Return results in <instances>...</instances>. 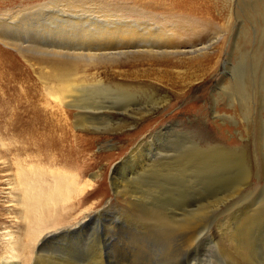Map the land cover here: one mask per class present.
Masks as SVG:
<instances>
[{"label":"rangeland","instance_id":"rangeland-1","mask_svg":"<svg viewBox=\"0 0 264 264\" xmlns=\"http://www.w3.org/2000/svg\"><path fill=\"white\" fill-rule=\"evenodd\" d=\"M46 1L0 0V14ZM100 1L195 28L179 40L180 51L117 59L154 92L124 123L116 114L78 128L57 122L36 109L47 96L46 61L0 52V140L49 156V136L65 132L70 147L56 143L52 159H72L69 168L82 178L99 173L81 207L94 219L58 249L78 264H264V0ZM137 149L149 167L122 162ZM6 187L0 179V232L14 224Z\"/></svg>","mask_w":264,"mask_h":264},{"label":"bare ground","instance_id":"bare-ground-1","mask_svg":"<svg viewBox=\"0 0 264 264\" xmlns=\"http://www.w3.org/2000/svg\"><path fill=\"white\" fill-rule=\"evenodd\" d=\"M122 8L100 0H50L0 14V44L7 48L3 51L0 47V52L12 54L7 51L12 49L20 54H38L50 69L48 80L45 77L47 96L40 99L41 106L36 109L45 115L56 114L57 122L78 128L95 125L96 120L115 121L116 115L122 122L134 121L126 113L154 98V92L142 84L145 75L131 71L132 64L119 63L117 59L134 52L180 51L179 40L192 36L194 24L179 22L183 19H151L150 12L141 8H123L129 12ZM197 10L194 8V12ZM80 67L83 72H79ZM101 67L105 71L89 76L88 70ZM111 68L114 72L108 73ZM31 109L30 105L24 112L31 113ZM48 119L39 117V122H49ZM63 129L67 131L66 126ZM64 135L65 132L62 136H49V143L44 146L49 156L24 155L25 152L11 150L7 142L0 140V172L4 173L0 179L7 185L6 203L12 207L9 206L14 223L5 225L0 232V264L79 262L73 259L79 257H73L72 252L67 256L58 246L78 237L86 220L93 218L91 215L85 219L81 207L86 189L93 187L92 193H96L99 173L82 178L69 168L72 159L63 160L62 164L52 159L56 143L70 147L64 144L69 137ZM138 150L122 162L139 160V168L149 167V159H139ZM119 186L120 183L115 186L116 192ZM195 229L189 235L191 240L199 234Z\"/></svg>","mask_w":264,"mask_h":264}]
</instances>
